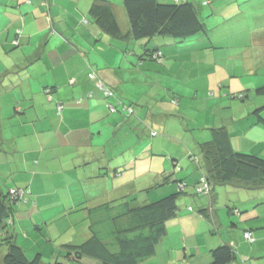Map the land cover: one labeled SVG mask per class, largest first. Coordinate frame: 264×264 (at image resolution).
<instances>
[{"label":"crops","instance_id":"0c3cea01","mask_svg":"<svg viewBox=\"0 0 264 264\" xmlns=\"http://www.w3.org/2000/svg\"><path fill=\"white\" fill-rule=\"evenodd\" d=\"M111 1L122 31L128 32L130 20L122 0ZM92 3L93 0H0V103L2 95L6 96L17 114L12 118L10 136L0 128V181L3 182V164L11 161L6 172L14 181L6 182L30 188L27 206L20 205L18 209L25 208V216H31L38 230L50 237L52 258L57 248L80 243L90 236L87 205L151 184L154 173L174 168L172 163L169 168L165 156L182 162L183 169L177 176L192 174L190 180H197V163L188 156L199 142L212 137L213 128L226 127L235 150L264 156V122L254 114L264 105V95L255 91L264 85V0H214L203 8L206 32L183 40L116 38L95 22L90 13ZM118 14L124 18V26ZM155 47L162 48L163 63L146 51ZM146 77L152 82L145 81ZM97 80L126 103L135 102L138 107L134 114L111 113ZM147 82L149 87L144 85ZM46 87L53 88L52 98L44 91ZM245 90L246 98L233 97ZM146 95L151 101L145 100ZM184 97V107L196 111V117L183 116ZM58 103L63 104L60 112ZM179 123L186 127L180 135L187 143L186 149L156 141L162 134L165 140L174 138L169 127ZM5 141L9 146L1 150ZM222 185L224 188L215 187L210 205H202L213 206L226 192V201L234 203V207H228L229 216L237 204L236 208L248 210L245 218L231 215L230 219L239 226L242 219L261 220L255 208L264 202V191L253 199L252 193L247 195L250 189ZM190 201L187 197L183 203ZM77 210L82 213L72 216ZM189 212L192 213L184 215L196 221L193 215L206 218ZM60 216L66 221L56 227L57 232L85 220L81 240H75L81 230L69 231L73 234L65 239L48 232L50 223ZM214 219L221 229L227 226L219 212ZM13 220L15 231L20 223L17 214ZM263 225L257 223L258 227ZM232 233L224 231L221 237H207L203 252L206 264L211 260V248L221 240H229L237 247L239 238ZM14 235L23 248L28 245L37 250L34 255L43 254V242L35 239L34 243L24 244ZM56 238L65 241L59 243ZM196 250H185L192 256L187 258L188 264H196ZM86 259L89 258H83Z\"/></svg>","mask_w":264,"mask_h":264},{"label":"trees","instance_id":"16d2710c","mask_svg":"<svg viewBox=\"0 0 264 264\" xmlns=\"http://www.w3.org/2000/svg\"><path fill=\"white\" fill-rule=\"evenodd\" d=\"M212 1L214 0H122L130 20V29L126 33L120 27L111 0H93L90 13L105 32L116 38L172 37L183 40L206 32L203 8L209 6ZM146 51H150L149 55L155 61L164 62L165 54L162 48L155 47ZM91 77H94L93 72ZM97 82L103 85V89L98 86L107 99L106 104L111 113L120 111L127 115L134 114L132 103H126L101 80ZM52 90V87H46L44 90L49 98H52ZM255 91L264 95V85L258 86ZM247 94L245 90L239 95L233 94V97L244 99ZM57 108L60 112L63 104L58 103ZM263 112L264 105L254 110L257 119L264 122ZM152 135H157V131H152ZM211 136L209 140L198 143L199 155L190 152L188 156L197 163V180H190L192 174L177 176L176 173L180 172L183 166L178 159H171L174 168L154 173L152 183L142 189L96 205H87L90 236L80 243L64 244L49 261L44 260L41 253L29 256L15 241L12 231L15 205L20 200L27 201L30 188L8 186L3 189L0 181V239L3 242L0 264H74L83 262L84 257L105 264H145L156 254L157 245L168 234L169 222L178 214L180 206L210 218L212 231L216 233L212 235L221 237L224 230L214 219L212 205L196 207L178 200L180 197L185 200L187 197L191 199L203 195L209 196V199L215 198L217 183L264 191V156L235 150L226 127L213 128ZM11 189L25 191L22 196H15L11 194ZM151 193H157L158 196L151 197ZM260 203L262 202L258 204ZM232 212L240 214L236 207L232 208ZM231 226L235 229V226L238 228L239 225L234 220ZM246 232H250L253 239H248ZM243 236L250 240V243L254 241L253 228L244 229ZM185 255L190 254L188 252ZM210 255L209 264H231L238 261L237 249L229 240L223 239L214 245Z\"/></svg>","mask_w":264,"mask_h":264},{"label":"rangeland","instance_id":"374dc122","mask_svg":"<svg viewBox=\"0 0 264 264\" xmlns=\"http://www.w3.org/2000/svg\"><path fill=\"white\" fill-rule=\"evenodd\" d=\"M126 16V15H125ZM118 17L120 19V23L122 24V26L125 25L124 22V18L121 16V14H118ZM127 20V17H126ZM218 30V29H216ZM225 31V30H224ZM234 40V39H233ZM165 75V74H164ZM249 77V76H248ZM171 78V77H170ZM174 79V78H173ZM145 81H148L149 83L152 82V80H150L149 78H145ZM148 82L146 84H144L146 87H149ZM137 84H139L137 82ZM143 85V86H144ZM126 88V85H125ZM11 93V92H10ZM9 95V94H8ZM151 97V96H150ZM127 99H130L127 98ZM149 99V101H151V99L148 97V95L145 96V100ZM152 103V107L155 106V102H151ZM150 103V104H151ZM187 105V101L185 99V97L183 98V103L181 105V109L184 113V117L187 118H191L193 116V114L197 115L196 111H192L189 108H186L184 106ZM133 107H138V105L134 102ZM190 115V116H189ZM0 116H3L2 118V122L0 123V128L2 130H4L7 134V137L10 136L9 131H10V127L12 125V118L13 117H17V114L14 110V105L12 103L9 102V99L2 95V100L0 103ZM180 126H173V127H169L170 130L172 131V133L175 135L174 138H170V140H165L164 136L165 134H162V136L156 137V141L162 145H175L176 147H180V148H184L186 147L187 143H185L180 137V135L182 134V130H186V127H184L181 123H179ZM190 132V131H188ZM189 134V133H188ZM151 137V136H150ZM150 137H147L145 140L148 141L147 139H149ZM24 143L21 144V147H24ZM127 145V144H126ZM9 146V142L5 141L4 145L2 146L1 150H7ZM199 145H196L194 147V153H197L199 155ZM136 147L137 144H136ZM191 147V145H190ZM133 148V147H132ZM186 149V148H184ZM166 152V151H165ZM169 153V152H166ZM168 155V154H167ZM7 156V154L5 155V157ZM168 160V164H169V168L171 166V157L170 156H165ZM184 159H182L183 161ZM2 161V160H0ZM192 161V160H191ZM180 163L182 164V162L180 161ZM184 163V162H183ZM12 164V162H6L3 164V177H2V187L3 189H6L9 186V182L7 183L6 181L9 179L10 181H14L13 178H11L8 174L7 168H10V165ZM5 173V174H4ZM143 178V176L141 177ZM225 184V183H224ZM216 188H224V185L220 184H216L215 185ZM161 188V187H160ZM159 189V188H158ZM160 190V189H159ZM158 190V191H159ZM157 191V192H158ZM215 191V190H214ZM263 192V191H262ZM259 190H253L250 191L247 195H249L250 193L252 198L255 199L256 197L260 196ZM224 194H221V198L218 200L216 199V202L214 203V215L216 216V214H219L223 217V219L226 220L227 222V226H224L223 229L225 231V234H229V231H233L232 234H235V238H239L237 240V254H238V262H247V264H264V227L261 226H257L258 224H264V203H260L258 204V206H256L255 209H258V213H259V217H260V221L257 222L258 219H251V220H244L242 219L241 221V226H238V228H233V226H231L232 223V219H230L231 215L236 217V216H243L245 218L248 210H246L243 206H241L242 208L239 209L240 211V215L235 214V212H232V214H230V216L228 215V207L232 206L234 203L230 202V201H226V192H222ZM243 195L245 194L244 191L241 192ZM152 195V193H151ZM184 196V195H182ZM204 196V197H203ZM202 197H191V201L187 204V205H192V206H200L204 203H207V205H210V200H209V196L207 195H203ZM146 197V196H145ZM183 197H180V199L178 200L179 202H185L184 199H181ZM193 198V199H192ZM248 198V196H247ZM142 199V198H141ZM243 200H245V196H243L242 198ZM233 201V200H232ZM178 202V203H179ZM27 204L24 201L20 200L16 205H15V215L17 214L18 219L20 220V223H17L15 226V231L14 233H16L17 237H20V242L24 244L27 243H34L35 239H38V242H43L42 246L44 248V250H41V252L43 253L42 258L46 261H49L52 259L53 257V252H51V247L53 246V243L49 240V236L48 238L46 236H44L45 232H43L42 230H38V228L36 227L35 223L32 220L31 216H25L26 215V210H19L18 206L20 205H25ZM230 204V205H229ZM27 206V205H25ZM234 207V206H232ZM236 207H239V205L237 204ZM82 210H77L75 212L72 213V216L76 215V214H81ZM185 213H192V212H185V210H183V207L180 206V210L178 211V214L174 217L173 219V224H169L168 227V234L158 243L157 245V255L152 257L149 261H147V264H188L187 263V258H191L192 256L190 255H185V250L187 249V247H189V249H197L196 252L199 254V256H196L195 262L196 264H202L204 262V264H206L207 262L204 260V256H203V252L205 251L206 247V241H207V237L211 234H216L215 232L213 233L212 231V227L213 224L210 220V218L208 217H202L198 218L196 215H193L198 221L194 220L192 217H189V215H184ZM223 213V214H222ZM181 215L177 218L178 215ZM195 214V212L193 213ZM28 217V218H27ZM66 221V217L64 216H60L57 218V220L53 221L50 223V229H49V233H53L54 235L58 234L59 237H62L63 239H65L66 237L69 238L73 232L69 233V231H78V234H76V241H79L82 239L81 237V232H82V227L85 223V220H78L77 222H75L74 224H71V226L67 229H64L62 231V229H58V232L56 231V227L58 225H60L62 222ZM43 226L45 227V224H43ZM264 226V225H263ZM253 228V235H254V241L248 240L247 238H244L243 236V232L244 229L247 228ZM226 228V229H225ZM229 228V230H228ZM222 229V230H223ZM25 231L27 233H25ZM47 233V231H46ZM185 238H187L186 242H185ZM59 238H56L55 241H59L63 242L65 240H58ZM69 241V240H66ZM3 246V242L0 239V250L1 247ZM196 247V248H195ZM24 248L27 250L28 254L33 257L35 251L33 249H30V247H28V245L24 246ZM48 248V249H47ZM60 248L56 249V252L59 251ZM56 255V254H55ZM263 255V256H262ZM87 260V261H86ZM83 262H76L74 264H105L103 262L100 261H93V262H89V259H86Z\"/></svg>","mask_w":264,"mask_h":264},{"label":"built area","instance_id":"2783aa9c","mask_svg":"<svg viewBox=\"0 0 264 264\" xmlns=\"http://www.w3.org/2000/svg\"><path fill=\"white\" fill-rule=\"evenodd\" d=\"M98 85L103 89V85H101L100 82H98ZM24 191L25 189H11V194L15 196H18V195L22 196ZM245 236L250 240L253 239L252 234L250 232H246Z\"/></svg>","mask_w":264,"mask_h":264}]
</instances>
